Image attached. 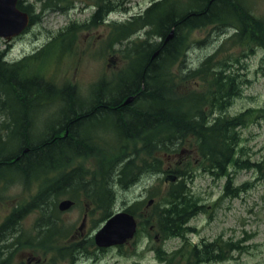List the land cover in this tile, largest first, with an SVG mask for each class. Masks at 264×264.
<instances>
[{"label": "rangeland", "instance_id": "374dc122", "mask_svg": "<svg viewBox=\"0 0 264 264\" xmlns=\"http://www.w3.org/2000/svg\"><path fill=\"white\" fill-rule=\"evenodd\" d=\"M95 1L98 0H70L63 9L45 12L13 40L0 39V51L6 50L8 61H20L42 52L30 63V74L39 81L36 95H26L21 101L17 100L12 91H7V84H21L20 76L11 73L0 76L1 138L6 140L7 137L4 131L7 127L3 126L7 119L16 123L18 132L23 127V117L26 121L30 118L29 134L34 140H40L42 133L49 132L63 119V108L56 98L41 100L42 97L53 95L49 85L55 88L75 86L86 105L89 100L103 94V90L99 89L92 96L95 84L103 79L112 86L122 73L127 64L126 51L123 50L127 39L116 43L112 25L96 20L88 22ZM108 1L110 7L116 9L110 19L124 21L158 0ZM24 3L33 4L35 0H25ZM249 6L254 15L264 18V0H250ZM72 26L78 31L74 32L71 45L58 40L49 49L42 51L55 38L61 37L58 35L60 32ZM231 35L229 26L221 29L205 26L188 32V47L172 69V75L174 81L179 82V94H191L193 91L200 93L206 90L209 82L200 76L190 77L191 71L202 66L210 57H213L210 62L216 69L229 65L227 70L237 77L238 94L226 97L228 105L224 114L236 116L248 113L245 124L238 128L240 141L236 157L248 161L250 167L240 168L231 163L227 166V174L215 177L203 169L195 139L188 137L175 152L157 156L161 162L160 172H143L132 186L126 189L114 188L117 195L115 213L135 202L142 203L139 207L140 217H135L140 233L124 245L107 250L97 248L94 243L95 234L107 220L104 218V210L96 208L93 201L84 197L79 190L53 196L47 201L52 210H58V204L65 199L75 201L70 209L58 211L57 216H48L55 225L54 233L61 235L55 237L45 249L26 244V239L33 243L36 236V241L40 238L37 222L42 217L41 213L48 214V208L38 207L25 211L27 203L36 196L45 179H19L20 175L17 174L8 176L7 183L0 184V223L3 224L2 220L12 211L21 206L23 210L21 217L13 223L15 229H4L9 231V236L13 235V239L17 238V247L11 251L9 260L4 259L5 264H22L29 258L39 260L40 264H264V50L254 49L249 54L247 47L242 49L231 40ZM128 40L139 42L136 36ZM244 51L247 53L243 55ZM107 89L112 91L109 86ZM109 96L105 99H111ZM29 107L33 108L27 111ZM204 110L208 112V109ZM13 127L10 122L8 128ZM114 135L104 130L96 142L104 146V143L113 142ZM68 163L81 168L90 167L87 173H82L85 186H90L92 176L94 190L97 188L95 176L101 172L97 157L84 153ZM94 163L97 169L92 168ZM256 164L260 165V169L255 167ZM0 171L9 170L3 167ZM179 172L187 174L185 181L202 206L201 211L187 224L192 231L183 238L172 237L166 240L150 229L147 235L144 220L150 216L153 203L161 201L171 184L180 181L176 175ZM167 174H173L176 178L173 181L166 179ZM246 183L244 190L239 189ZM235 189L238 194L233 196L230 193ZM52 218H56L55 221ZM7 240V246H13L9 237ZM207 243L210 247L216 244V251L211 249L214 256L194 258L189 255L194 247L201 249ZM225 243H236L238 248L233 250L227 246L221 251ZM158 248L165 253L166 261H161V256L156 254L155 249ZM59 250H63L61 254ZM218 250L221 257H216Z\"/></svg>", "mask_w": 264, "mask_h": 264}, {"label": "trees", "instance_id": "16d2710c", "mask_svg": "<svg viewBox=\"0 0 264 264\" xmlns=\"http://www.w3.org/2000/svg\"><path fill=\"white\" fill-rule=\"evenodd\" d=\"M249 1L160 0L152 3L144 14L132 20L109 23L113 27V37L116 43L137 33L140 34L139 42H132L124 49L129 60L112 86L109 82L101 81L92 88V93L95 95L99 89L109 86V89L112 90L111 99L104 100V102L114 104L122 96L126 97L131 93L135 95L134 102L139 106L132 108L134 110L131 114L120 112L119 115L118 113L117 121L120 125L115 128L117 135L114 136L113 142L100 146L99 142L90 140L87 142L88 149L85 151L70 154L69 151H64L63 155L67 160L60 164L56 176L51 173L55 168V165L52 164L53 156L57 153L61 156L62 153L57 152L53 146L56 145L54 142L57 144H63V142L55 136V139L51 137L52 134L49 132L48 137L43 139L41 144L34 145L28 142L30 148L24 155L23 166L30 173H26L25 179L37 177L45 180L36 196L27 203L25 211L38 207L48 208V214L41 213L42 217L37 222L40 238L36 241V236L33 243L26 239L24 241L26 244L45 249L47 244L61 235L58 232L54 233L55 225L48 217L59 214L58 210H52L49 207L50 202H47L53 196L79 190L84 197L93 201L96 208L104 210V218L107 219L114 213L117 200L114 188L126 189L132 186L143 172L153 171L155 174L160 172L161 162L157 156L175 152L188 137L195 139L203 169L215 177L227 174V166L231 163L240 168L250 167L248 161H241L236 157L240 141L238 128L245 124L248 113L236 116L224 114L225 107L228 105L226 97L229 96V93H232V96L238 94L235 92L236 85L234 83L237 77L235 73L231 74L227 70L229 65L225 64L223 68L216 69L210 62L213 57H210L202 66L191 71L190 77L200 76L204 81L209 82L208 86L206 85V90L200 93L191 91V94H179V82L174 81L172 75V69L188 47V32L208 25L218 27L229 25L232 31L231 40L242 49L247 47L249 54L254 49L264 50V18L257 17L252 13ZM24 2L25 0H20L18 8L29 14L30 24H33L45 12L67 7L70 0H35L37 4H25ZM180 6H184L181 13H184L185 16L182 21L180 15V19L178 17L180 12L177 10ZM109 7L108 0H100V9L94 19L102 20ZM172 28L175 30L174 37L165 45H149L147 42L153 36H165ZM76 31L78 30L73 26L65 28L58 34L61 37L55 38L42 51L49 49L58 40H64L63 43L71 45ZM141 31H144L143 34ZM143 49L144 51H142ZM156 50H159L157 61L156 59L149 61L147 58L140 60V55ZM41 53L25 57L20 61L9 62L5 57L6 50L0 51V76L4 73L16 74V69L19 68L20 70H30V63L37 59ZM245 53L247 51H244L243 55ZM166 56H170V58L166 59ZM208 77L211 79H207ZM38 83V79L32 77V80H28L25 85V90L37 92ZM15 85H11L12 89ZM49 86L53 95L49 98L42 97V101L45 99L55 100L54 98H56L63 109L66 103L79 106L84 103L75 86L67 85L63 88H55L52 84ZM99 98L91 99L86 103L91 105L101 102L102 100ZM206 108L208 109L207 113L204 110ZM77 144L84 145L82 142H77ZM71 147L69 146L67 150ZM85 152L90 156L97 157L100 163L101 172L95 176L97 179L95 190L92 176L89 180L90 186H85L83 174L65 173L64 171L72 156H83ZM255 167L260 169L259 164H256ZM176 175L180 181L171 184L161 201L153 203L150 216L144 220V224L148 228L145 229L147 235H149L150 229L160 238L166 240L172 237L183 238L186 233L192 231V228L187 224L201 211L202 206L199 204V198L195 196L185 181V177H188L187 174L179 172ZM54 179L58 182V187L51 190L50 185ZM246 185L247 183L239 189L244 190ZM230 194L236 196L237 189ZM43 201L44 203H42ZM141 204V202H135L128 206L126 211L139 218ZM6 227H9V231L15 229L12 220L2 226L0 231ZM139 233L140 230L137 231V234ZM15 240L17 238L12 240L11 245H16ZM227 246L233 250L238 248L236 243H225L224 247H221V251ZM199 249L194 247L189 255L194 258L212 255L209 243ZM62 251L59 250V253L61 254ZM155 252L161 256V261H166L162 249H155ZM216 257H221L219 250ZM0 264H5L2 256H0Z\"/></svg>", "mask_w": 264, "mask_h": 264}, {"label": "bare ground", "instance_id": "6f19581e", "mask_svg": "<svg viewBox=\"0 0 264 264\" xmlns=\"http://www.w3.org/2000/svg\"><path fill=\"white\" fill-rule=\"evenodd\" d=\"M17 7H18V5H17ZM149 7H147L146 9H148ZM183 9H184V6H180V7L177 8V10L180 12L178 14V17L180 15L181 21H182V19H184V16H185L184 13H181V12H183ZM115 10L116 9L113 7L112 8V13ZM22 12H24V11H22ZM135 17H137V16L134 15V16L128 18V20H132ZM180 17H179V19H180ZM208 26H214L215 29H221V28H224L225 26H229V25L226 24V25H224L222 27H218L216 25H208ZM230 29H231V27H230ZM171 31H173V36H172L171 39L166 41V38L169 36ZM141 32H142L141 34H143L144 31H141ZM170 32L167 33L165 36H162V35H159V36H156V37L153 36L151 38V40H148L147 42L149 43V45L157 44V45L163 46L167 42H169L170 40L173 39L174 32H175L174 28H172L170 30ZM134 36L139 38L140 34L139 33L134 34V35H132L129 38H132ZM128 41L131 42L132 40H128ZM146 48H148V47H146ZM144 49L142 51H144ZM145 52H146V50H145ZM151 52L149 54L140 55L139 56L140 60H143L144 58H147L149 61H152L153 59H156V61H157V59L159 58V56H157L158 53H159V50H156L155 52H152V53ZM181 56H183V55H181ZM165 58L168 59V58H170V56H166ZM16 71H17L16 74L20 76L22 83L21 84L19 82L16 83V85H15V87L13 89L11 88L10 84H7V91L8 92L12 91V94L17 98V100H20V101L23 99V97L25 98L26 95H29V96H32L34 94L36 95V92L35 93L31 92V91L27 92V90H25V85L27 84L28 80H32V77H33L30 74V70H20V68H19V69H16ZM226 74H227V72H226ZM23 83H24V87H23ZM234 83H235V85L237 87L236 80H235ZM102 90H103V94H101L99 96L100 97L99 99H101L102 101L101 102H97V103L108 104V103L104 102V100H106L105 97L109 96L111 92L108 91L107 87H103L100 91H102ZM24 91H25V94H23ZM235 92H236V88H235ZM31 93H33V94H31ZM92 96H93V93H92ZM231 96H232V93H229L228 98H230ZM127 98H132V100L128 104L135 103L134 102V99H135V95L134 94L129 93L126 96V99ZM124 101L121 102L122 105H124L123 104ZM135 104L137 105L136 106V108H137L139 106V104H137V103H135ZM77 105L78 104L73 105V104L66 103L64 105L63 116H62L65 119L79 118L80 121H82L79 124L77 132L75 131V129H73L74 133H69V134L65 135L66 134L65 131H60L61 128H62V126H61L62 120L64 118L59 120L57 122V124L49 131V133L52 134L51 137L54 138V136H55V138H57V139H59V140H61L63 142V144H57V142H54V143H56V145H54L53 148H55V150H57V152H60L62 154L60 156L57 153L55 156H53L52 164L55 165V168H56V169L55 168L52 169L51 173H52L53 176H56L58 174V172H59L58 168H60V164H62L63 162L65 163L66 160H67L66 156L63 155L64 151H69V154H70L72 152L73 153L79 152V151L82 152V151H85V150L88 149L87 142H90L91 137H92V135L94 133L88 132L87 133L88 136H89L88 137L85 134V129L90 128V127H92L94 125H97L99 122H101L103 120H106V119H113V121L116 122V126H119L120 123L116 120L117 117H118V113H119V115H120V112H125V114H131L132 111L134 110V109H124V110H120V111L111 112V111H109L106 108H101L99 110H96V108L93 107V106H85V105L77 106ZM125 105H127V104H125ZM32 108L33 107L27 108V111H30ZM71 113H74V115L72 116ZM27 120L28 121H26L25 125H23L21 130H19L18 132L16 131V126L13 127V128H9L10 133H9V136H8L7 140H5V138H1L0 137V162L2 163L1 165L5 166L6 168H8L10 170L13 169V170L17 171L18 169H20V171L22 172V174L24 175L25 178H26V173H30V171H28L26 169V167L23 166L24 160L22 161V164H21V162H18V161H13V162L11 161L10 162V160H11L10 156L12 154H14L15 151L21 146H25V152L27 153L29 151V148H30L29 145H28V142L32 143L34 145L41 144L43 139L47 138L48 134H49L48 132L47 133H42V138L40 140H34L33 136H31L29 134L30 130H31L30 129V127H31L30 126V118H27ZM208 123L209 122L207 121V124ZM57 135L61 136V138H59ZM77 142H80V143L82 142V143H84V145L81 146L80 144H77ZM69 146L70 147L72 146V147L69 150H67L69 148ZM196 151H197V148H196ZM197 154H198V151H197ZM73 158H75V156L71 157V159H73ZM167 175H168V177H166V179H170L171 181H173L174 178H176V176H174L173 174H167ZM57 187H58V182L54 179V182L50 185V188H51V190H55V189H57ZM212 256H214V255H212Z\"/></svg>", "mask_w": 264, "mask_h": 264}, {"label": "flooded vegetation", "instance_id": "af4514ba", "mask_svg": "<svg viewBox=\"0 0 264 264\" xmlns=\"http://www.w3.org/2000/svg\"><path fill=\"white\" fill-rule=\"evenodd\" d=\"M93 12H92V15H91V17H90V19H89V21L88 22H91L92 20H93V17L95 16V14L99 11V9H100V4H99V2H94L93 3ZM126 97L125 96H122L120 99H119V101L117 102V103H114V104H110V103H108V104H103V103H94V104H91L90 106H93V107H95L96 108V110H99V109H101V108H106V109H108L109 111H111V112H115V111H120V110H124V109H132V108H136V104L135 103H130V104H127V105H122L121 104V102L125 99ZM79 106V105H78ZM81 106H83V105H81ZM119 108V109H118ZM72 114V116L74 115V113H71ZM23 121V125H25V123H26V120L24 119V117H23V119H22ZM117 120V119H116ZM10 122H12V124H13V126L15 127L16 126V123L13 121V120H9V119H7L6 121H4L3 123H5L3 126H5V127H7L4 131H5V133L7 134V137L6 138H8V136H9V133H10V131H9V128H8V126H9V123ZM30 122H32V120L30 119ZM82 121H80V119L79 118H69V119H63L62 120V124H61V126H62V128H61V130L60 131H65V135H67V134H69V133H74V131H73V129H75V131L77 132V130H78V127H79V124L81 123ZM2 123V124H3ZM116 122L115 121H113V119H106V120H103V121H101V122H99L97 125H94V126H92V127H90V128H87V129H85V134L88 136V132H92V133H94L93 135H92V137H91V140L92 141H98V139H99V135L104 131V130H106V131H109V133L110 134H112V133H116ZM59 138H61V136H59V135H57ZM1 137V136H0ZM89 137V136H88ZM25 146H21V147H19L16 151H15V153L14 154H12L11 156H10V162L12 161H18V162H21V164H22V161L24 160V155H25ZM79 158V157H78ZM8 160V161H9ZM2 163L0 162V169L1 168H6L5 166H3V165H1ZM97 164L96 163H94V166H92V168L93 169H97ZM91 168L90 167H87V166H84V167H78V166H76V165H73V164H69L68 166H66V168L64 169V171L66 172V173H71V172H73V173H87L89 170H90ZM9 171L8 172H2V171H0V184H1V182H3V183H7V177L8 176H13V175H15V174H17V175H20V178H19V176H18V178L19 179H24L23 177H24V175L22 174V172L20 171V169H18L17 171H15V170H10V169H8ZM74 205H75V203H74ZM22 207V208H21ZM20 208H18V209H16V210H14V211H12L11 212V214L8 216V217H6V218H4L2 221H4V223L3 224H1L0 223V228L4 225V224H6V223H8L10 220H12L13 222L14 221H17V219H19L20 217H21V214H22V210H23V206H21ZM86 214H84V218H86ZM80 230H81V228H80ZM9 237V231L8 230H1L0 231V256H2L5 260H9L8 258H9V249L10 250H14L17 246H14V247H12V248H8V246H7V243H8V240H7V238ZM35 243V242H34ZM30 245V244H29ZM32 245V244H31ZM211 249H212V251H216V249H217V247H216V244H214L213 243V245L211 246ZM102 250H104V249H102ZM107 250V249H106ZM22 264H40V261L39 260H35V259H33V258H29V259H27L25 262H22Z\"/></svg>", "mask_w": 264, "mask_h": 264}, {"label": "water", "instance_id": "95a60500", "mask_svg": "<svg viewBox=\"0 0 264 264\" xmlns=\"http://www.w3.org/2000/svg\"><path fill=\"white\" fill-rule=\"evenodd\" d=\"M19 0H0V38L11 40L19 36L29 26V15L18 9ZM170 32L166 41L171 39ZM156 55V54H155ZM132 98H127L124 105ZM175 179V178H174ZM152 202L150 201L149 204ZM73 201L65 199L58 204L59 211H66L73 205ZM137 231L134 216L126 211H119L108 218L94 236L95 244L100 248L121 246L132 239Z\"/></svg>", "mask_w": 264, "mask_h": 264}]
</instances>
